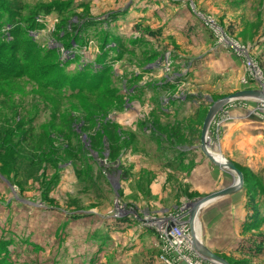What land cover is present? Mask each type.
<instances>
[{
  "label": "rangeland",
  "instance_id": "rangeland-1",
  "mask_svg": "<svg viewBox=\"0 0 264 264\" xmlns=\"http://www.w3.org/2000/svg\"><path fill=\"white\" fill-rule=\"evenodd\" d=\"M2 62L0 130L19 145L0 146V264H165L151 218L236 180L201 131L219 99L264 91V0H0ZM223 109L208 149L244 183L203 206L194 234L264 264L239 250L264 234V100ZM250 193L263 221L246 230Z\"/></svg>",
  "mask_w": 264,
  "mask_h": 264
},
{
  "label": "built area",
  "instance_id": "built-area-1",
  "mask_svg": "<svg viewBox=\"0 0 264 264\" xmlns=\"http://www.w3.org/2000/svg\"><path fill=\"white\" fill-rule=\"evenodd\" d=\"M248 65L251 69L253 68L252 62H248ZM251 80L254 78L245 77L244 83L248 84ZM222 111L224 112V109L217 113L211 124V129L216 133L220 131L222 122L227 118L225 116V119L221 118L220 120ZM211 129L210 131H212ZM189 216L190 207L185 204L176 207L172 212L151 218L154 225L151 224L149 227L156 231L160 247V259L165 264H218L195 249Z\"/></svg>",
  "mask_w": 264,
  "mask_h": 264
},
{
  "label": "water",
  "instance_id": "water-1",
  "mask_svg": "<svg viewBox=\"0 0 264 264\" xmlns=\"http://www.w3.org/2000/svg\"><path fill=\"white\" fill-rule=\"evenodd\" d=\"M250 96L261 98L264 100V91L258 90V89H243V90H240L236 93L225 96V97L219 99L218 101H216L215 103H213L210 106L208 112L206 113V116H205V119L203 122V126H202V131H201L200 147H201L202 151L204 152V154L216 166L233 172L235 174V178L237 180V181L235 180V182L229 187L214 191V192L200 198L199 200H197L193 203H189V207H190L189 224H190L191 229H192V236H193V240H194L195 249L200 254H202L203 256L213 260L214 262H216L218 264H231V263L229 261H227L225 258L218 255L217 253L210 250L206 245H204L203 242L196 240V236L194 234L193 221L196 217H198V214H199L200 210L203 208V206L207 205L208 203H210V202H212V201H214V200H216L222 196L233 194L236 191H238L240 188H242L245 175H244L243 171L241 169H239L234 163H232L230 161L221 162L218 159H216L210 153V151L208 149L209 148L208 143H207L208 134L210 132L211 124H212L214 117L217 115V113H219L224 108L225 105L229 104L232 101L248 98ZM117 187H118V185L116 186V188Z\"/></svg>",
  "mask_w": 264,
  "mask_h": 264
},
{
  "label": "trees",
  "instance_id": "trees-1",
  "mask_svg": "<svg viewBox=\"0 0 264 264\" xmlns=\"http://www.w3.org/2000/svg\"><path fill=\"white\" fill-rule=\"evenodd\" d=\"M152 35L156 36L158 33L151 31ZM11 61V60H10ZM13 69H14V65L12 64V62L9 63H0V77L2 76L3 79L5 80H10L12 78H14L13 75ZM22 73V70H20V72H18V74L20 75ZM34 73V72H32ZM32 73H30L29 75H31ZM36 74V73H35ZM35 74H33V76H35ZM46 74H36L35 77H33L36 81H40L42 84H44L45 86H51V88L49 87V90H54L56 89L55 86H64L65 83H62L64 81H61L59 79H51L49 80V82H42L43 77ZM16 77L18 75H15ZM43 85V87H45ZM46 88V87H45ZM48 89V88H46ZM19 145L18 144V138L16 136L15 133V128L14 127H7V128H3L0 130V146L1 147H7L10 149H12L13 147ZM115 155V153H113ZM259 184V182L256 181L255 185L257 186ZM251 194V193H250ZM249 208L252 211V214H250L249 217V221L247 222V227L246 230H251L255 227H258L260 225V223L263 221L261 218V209H260V205L257 204L255 202L256 200V196L254 195H249ZM125 220V219H124ZM122 220L121 224L123 225V223H126V221ZM246 244V247L240 249V251H247L250 254H253L254 256H259L262 253H264V234H257L254 235V237L252 239H248Z\"/></svg>",
  "mask_w": 264,
  "mask_h": 264
},
{
  "label": "crops",
  "instance_id": "crops-1",
  "mask_svg": "<svg viewBox=\"0 0 264 264\" xmlns=\"http://www.w3.org/2000/svg\"><path fill=\"white\" fill-rule=\"evenodd\" d=\"M182 101H183V100H182ZM189 101H190V100H189ZM189 101H187L188 104L190 103ZM184 102L186 103V101H183V103H184ZM178 105H179V104H178ZM241 116H242V117H241ZM246 118H247L246 115H245V116H244V115H240V118L238 119V121H239V120L245 121ZM243 167L245 168V166H243ZM218 168H219V167H218ZM220 170H221V172H224V173L230 175L232 178H235V177L233 176V174L230 173L229 171H225V170H223V169H221V168H220ZM218 182H219V181H218ZM226 183H227V184H226ZM226 183H224L223 180L220 181V184H226L225 187H223V188L229 187V186H231V185L233 184V183H232V184H229V182H226ZM213 192H214V191H213ZM211 193H212V192H211ZM180 205H183V204H180ZM180 205H179V206H180ZM179 206H176V207H179ZM154 236H155V238H156V240H157V245H158V249H159V253H160L159 241H158L156 235H154Z\"/></svg>",
  "mask_w": 264,
  "mask_h": 264
},
{
  "label": "bare ground",
  "instance_id": "bare-ground-1",
  "mask_svg": "<svg viewBox=\"0 0 264 264\" xmlns=\"http://www.w3.org/2000/svg\"><path fill=\"white\" fill-rule=\"evenodd\" d=\"M211 141V138L208 137V141L207 142H210ZM211 153V152H210ZM216 159H218L219 161L221 162H226L228 160H226L221 154H215L214 152L211 153ZM237 181V180H236ZM197 218V217H196ZM196 218L194 219L193 221V225L195 224V221H196ZM196 240L198 241V239L196 238Z\"/></svg>",
  "mask_w": 264,
  "mask_h": 264
}]
</instances>
